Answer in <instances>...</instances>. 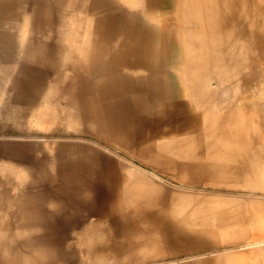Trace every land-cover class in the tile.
Here are the masks:
<instances>
[{"label": "rangeland", "instance_id": "rangeland-1", "mask_svg": "<svg viewBox=\"0 0 264 264\" xmlns=\"http://www.w3.org/2000/svg\"><path fill=\"white\" fill-rule=\"evenodd\" d=\"M177 1L0 0V264H31L27 262L30 260L32 264L35 260L36 264H143L150 254L143 257L132 246L139 240L138 234L141 232L134 230L136 225L139 226L137 215L133 216V210L122 202L124 186L130 176L124 165L127 166L130 162L146 168L145 171L149 173L142 168L144 176L155 177L160 184H157L159 194L165 196V203L145 208L152 220L162 223L171 241L168 249L177 253H167L166 258L172 262L164 261L165 264H233V261L234 264H264L263 244H258L263 242L258 240L264 236V152L261 148L264 144L254 139L252 148L248 146L242 152L238 149L230 152L239 156L229 160L230 168L236 167L235 171L240 168L242 174L253 173L251 184L254 187L244 186L242 183L213 181V176H209L212 179L210 182L208 175L200 176V181L204 183H185L178 177L176 180V172L171 169L168 172L169 168H165L162 160L157 159L160 162L159 167L154 165L156 169L150 162H146V158L153 155V149L159 150L157 146L163 135L187 130L195 135L192 139L199 141L200 153L205 157L202 160L200 156L197 161L203 165L208 161L203 128L206 112L191 100L189 86L182 73L188 53L185 28L192 26L193 29H198L202 26L198 21L180 22ZM254 6L251 5L250 10H255ZM228 8L229 6L223 7L225 12ZM236 18L235 26L239 29L243 26L242 16L236 15ZM221 21L225 24V20ZM220 34L226 37L224 51L229 48V42L236 40L237 52L245 50L241 43L244 32L236 33L238 35L235 40H229L230 34L226 35L225 31ZM263 58L264 46L261 50L262 62ZM230 64L227 66H234V74L240 70L238 78L224 81L209 78V83L215 88L214 92L219 91L220 98L215 97V101L218 99L219 102L217 100L211 107L226 112V107L228 110L230 105L241 117L242 123L250 129L252 138L251 135L257 136L260 130L249 125L245 114L254 115L256 121L258 115L264 120V70H261L264 69V62L261 68L253 70L249 69V65L242 66L241 61ZM213 74L216 76L218 72L214 71ZM249 99L250 102H246ZM226 102L227 106L224 105ZM52 103H57L54 113L58 110L65 116L71 114L64 116L67 121L61 116L58 120L57 116L62 114H56L58 124L52 125L56 118H53L54 123L44 124L51 120H46L48 117H45L46 121L41 119L38 113L45 104L52 106ZM231 104L236 106L233 108ZM51 106L43 107L44 111ZM39 108L40 111L37 110ZM36 112L40 117L38 119L44 120L43 122L38 123V115L34 116ZM73 119L78 125L77 131L73 127L75 124L70 125L74 123L71 121ZM260 129L264 130V125ZM153 139L156 141L152 142L156 143L155 148V143L150 142ZM147 142L149 150L145 146L148 145ZM140 146L145 152L143 149L141 151ZM135 150L142 152H136L139 158L134 153ZM145 153L148 155L146 158ZM140 154H144V157L140 158ZM144 158L145 161H142ZM11 164H15V167L18 165L17 170L12 169L14 166L11 167ZM258 164H261L262 169ZM20 167L24 171H18ZM9 168L18 173L10 172ZM177 186L183 187L180 191L187 194L193 190L203 195L218 191L226 193L230 198L236 197L237 203L240 201L239 204L245 209L237 203L234 206L237 205L238 209L240 206L243 213L244 210L245 213H250L247 217V214L243 215L241 212L242 220L246 216L244 225L247 224L252 229L248 233L249 237L253 232L251 237L255 236L257 242L253 238L248 239L247 234L242 240H236L237 245L235 241L224 244L220 231L209 232L181 221L179 223L168 212L172 198L179 192ZM250 193L251 196L248 197L246 194ZM111 203L116 207L115 210ZM106 208L112 213L108 215L107 212L110 211H106ZM26 218L38 221L35 224L28 220L38 229L40 226L43 228L39 232L35 225L33 227L36 230L31 229V226L27 228L30 224ZM95 221L98 222L97 225ZM26 222L27 225H24ZM91 224L106 232L105 240L96 245L98 257L103 252L107 258L101 263L93 261V254L87 255V245L82 241L90 233ZM246 226L248 232L249 228ZM256 227L259 229L257 232H262L259 238L258 233L253 231ZM246 237L249 241L245 240ZM34 242L39 245L38 249ZM239 243H243V250ZM251 243H256L261 248L256 245L254 247ZM248 245L253 250L248 249ZM32 246L34 250H31ZM107 246L111 249L104 250ZM230 247L233 254L228 249ZM234 247L240 250L236 251ZM244 250L248 254L245 256L250 259L247 260L244 255L241 258ZM251 252L255 253L254 256ZM192 253L195 257H190ZM28 254L33 258L26 260ZM93 257H96V252ZM162 258L155 256L153 259L161 261Z\"/></svg>", "mask_w": 264, "mask_h": 264}, {"label": "bare ground", "instance_id": "bare-ground-1", "mask_svg": "<svg viewBox=\"0 0 264 264\" xmlns=\"http://www.w3.org/2000/svg\"><path fill=\"white\" fill-rule=\"evenodd\" d=\"M177 3L179 4L177 14L179 16L178 18H179L180 22L184 21V22L188 23V22H192V21H198V23L201 24V26H202V27H198V29H196V28L193 29L192 26L191 27L189 26L190 28H188L187 27L188 25H186L187 28H185V30H186L185 42H186L188 53H187L186 64L184 65V69H183L182 73H183V77L185 79V83L189 86V91H190V94L192 97L191 100L195 103V105H197L201 108H204V111L206 112L205 116H204L203 128L205 129L206 148L208 149V154L206 155V158L208 159V161L206 162V164H204L205 166L203 164H201V162L197 161V158L199 159V157L202 156V154L200 153V150H199L200 149V143L197 139H195V140L192 139V138H194L195 135H192L191 131L187 130L185 132H180L177 134H171L170 132H168L167 134L163 135V137L160 138V141L158 144L159 146H157L160 151L154 150L152 147L151 149H153L152 151H154L153 155H150L149 157H147L148 155H147V153H145V158L147 157L146 162L147 163L150 162L154 168H155L154 165H156V168H157V167H159L158 165L160 162V161L157 162V159L162 160V162H165V168L166 167L169 168V169H167L168 172L170 169L173 170L174 172H176L175 174L178 175V176L175 175V179L178 177L182 182H185V183H186V181L192 182L191 184L199 183V182H201L200 176L208 175L207 176L208 178L207 177H205V178L210 179L209 176H213L215 178V179H213V181H215V180L217 182H220V181L223 182L224 181L228 184H229V182L233 183V184H241L242 183V185H244V186L254 187L251 184L252 178L254 175L253 173H251V174L243 173L242 174V173H240V168L238 171H235L236 167H235V169H234V167H231L234 170L230 168L231 163L229 164V160L239 157L238 155H235V153H233L234 155H232V153H230V152L233 151L234 149H238L240 151L242 149L247 150L248 146H249V148H252L254 145L253 146H251V145H252V141L254 139L259 141L260 144H264V133H262L263 129H260V126L262 127L264 125V120L259 115L256 117V119H257V121H256L254 115H252V114L247 115L244 113L246 115L245 116L243 114L246 117V121L249 123V125H251L252 127L258 128L260 130L257 136L255 134L256 137L253 136L254 134H252L251 135L252 138H251L250 137V134H251L250 129H247V127L242 123L243 120L241 119V117L235 112L236 110L234 111V109H232L230 107V105H229L230 108L228 107V110L226 107V109H225L226 112L221 111L220 108L215 109V108L211 107V104L213 105L214 102H216L220 98L218 97L219 91L217 90L218 94L214 92L213 89H215V88L212 87V85L209 83V78L215 77L219 81H224L227 79H236V77L238 78L237 74H239L240 70H239V72H236L237 74H234L235 73L233 71L234 66H233V68L230 66L231 65L230 63L233 61H237V62L241 61L242 66L244 65L246 67L247 65H249L251 67L249 69H252V70L255 68L259 69L263 66L262 64L264 61L262 62V59H261V50H263V46H264V0H178ZM251 5H255L254 7L256 9L250 10L249 7ZM224 6H229L227 12L224 11V9H223ZM238 7H240V8H238ZM30 14L31 13H29V15ZM236 15L242 16V22L245 24L244 25L242 23L243 26L240 27L239 29H237L235 26V23L237 21ZM221 20H225V24ZM236 30H237V32H236ZM224 31H225L226 35L230 34L229 38H228L229 40H233V39L235 40V38L238 35L236 33H238L239 31L244 32L245 34H243V38L241 36V43L243 45L242 47L243 48L245 47V50L242 49V50H240L239 53L237 52L235 47H236V42L238 40H236V42H233V43L229 42L228 44H230L231 46L229 45V48H227V50L224 51V45H226V42H225L226 37L224 38V36L222 34H220ZM251 31H252V33L254 32V34H252V33L249 34V32H251ZM182 34H184V33H182ZM182 40H184V39H182ZM228 63L230 64L229 67L227 66ZM261 70H264V69H261ZM214 71H217L218 75L216 74V76H215L213 74ZM248 73H249V71H248ZM248 73H247V75H248ZM229 95H230V92H229ZM244 95H246V94H244ZM215 97L218 98L216 101H215V99H216ZM227 98H224V99H227ZM213 99H214V101H213ZM224 99H222V100H224ZM247 101L250 102V99L246 100V102ZM47 102H49V101H47ZM50 102H52V101H50ZM218 102H219V100H218ZM228 102H226L224 105L227 106ZM48 104H45L46 106H43V107L51 106V104L50 105H48ZM53 104L57 105V103H52L53 107L52 106L48 107V108H46L45 111H44L45 108L43 109V107H42L41 112H39V113L36 112L34 114V116H37L39 114L41 119L45 120V117L46 118L48 117L46 120H51V122L45 120L47 123L44 122V124H48V125L52 124V123H54L55 120L57 122L55 121V123L52 125H56V123L58 124V122H59L58 120H60L61 117H64L65 114L63 115L62 113H59L60 111L58 112L57 109H56L57 110L56 113H54L56 105L54 106ZM60 104H61V102H60ZM218 104H220V103H218ZM65 105H67V104H65ZM65 105L63 107H65ZM61 106H59V107H61ZM218 106L219 105H217V107ZM225 106H222V107L224 108ZM231 106H232V104H231ZM235 106L236 105H234V107ZM213 107H215V106H213ZM37 110L40 111V108ZM64 112H65V110H64ZM256 113H257V111H256ZM56 114L57 115L62 114L63 116L58 115L57 117L59 119L57 120V117L55 116ZM39 115L37 116V119L40 118ZM68 115H71V114H66V116H68ZM51 117H52V119L53 118L54 119L56 118V119L52 120ZM72 118L73 117H71V119ZM41 119L37 120L38 123H40V121H42ZM65 120L67 121L66 118H65ZM34 121H33V123H34ZM71 121L74 122L76 120L73 119ZM64 123L65 122H63V124ZM69 123H71V122H68V124ZM73 124H75V122L70 124V125L72 126ZM35 125H37V124H35ZM65 125L67 126V123H65ZM70 125H68V126L70 127ZM77 126L78 125H76V124L73 125L74 129L76 128L75 129L76 131L78 129ZM258 129H256V130H258ZM113 135H115V134H113ZM113 135H109V136L114 137ZM114 138H116V135ZM106 141H107V139H106ZM153 141H155V140L153 139L150 142L152 143ZM107 142L109 143V141H107ZM154 143H152V144H154ZM115 144H113V145L115 146ZM102 145H104V144H102ZM118 145H120V144H118ZM148 145H149V143H148ZM148 145H145V146H147V148L149 150L150 145L149 146ZM262 146H263V147H261L262 152H264V145H262ZM121 147H123V146H121ZM155 147H156V143L154 145V148ZM118 148H120V147H118ZM134 148H136V147H134ZM142 149L143 148L141 147V151H142ZM137 150H135L134 153H136ZM128 151H130V150H128ZM141 151L139 150L137 153H139V152L142 153L143 151L145 152L144 149L142 152ZM203 152H204V150H203ZM137 153H136V155L138 157ZM133 155H135V154H133ZM250 155H252V154H250ZM139 156H140V158H142L141 156L144 157V154L143 155L140 154ZM247 157H249V156H247ZM247 157H245V159ZM254 157L256 158L257 156H254ZM145 158L142 161H145ZM203 158H205V157L202 156V160H203ZM250 158L252 159L251 156H250ZM255 158L253 159V161H255ZM263 159H264V157H263ZM185 160H187V161L184 162ZM205 161L206 160L204 159V163H205ZM240 161L241 160H239V162ZM250 161H252V160H249V162ZM257 161H259V160H257ZM129 162L130 161L128 160V163ZM123 164H126V163H123ZM14 165H12L11 167H13ZM234 165H237V164L234 163ZM238 165H239V163H238ZM240 165H242V162L240 163ZM7 166H9V165H7ZM15 166L12 169L16 168L15 170H17L18 165H17V167H15ZM160 166H162V165H160ZM252 166H253V164H252ZM254 166H255V164H254ZM258 166L260 167L261 164L260 165L258 164ZM124 167H126L125 170L128 169L127 173H129L130 176L126 182V185L124 186L125 187L124 188V197H123L124 199L122 202H124V204L126 205V207H128V209L130 208L133 210V213H132V211L130 212V213H132L133 216L137 215L136 216L137 217V224H139V226L136 225L134 230L136 229V230L141 231L138 234L139 240L135 244L132 245L133 249L136 253L142 255L143 257L148 256L150 254V257H148V259L146 258V261H144L143 264H158V262L164 263V261H171L170 259L168 260V258H166V256H165L167 253L169 254V253L173 252L172 249H168V248H170L169 244L171 241L169 240V237L167 236V232L163 228V225L161 222L155 221L156 219L152 220V218H150L146 214L147 211L145 212V210H146L145 208H148L150 206L151 207H153V206L157 207V204L160 205V203L164 202L163 200H164L165 196L163 197L162 195L159 194V188L157 186V184H159V182H157V179H155V177H153V176L152 177H149V176L145 177L144 176L145 174H143V173L146 172L145 171L146 168H143L136 163L130 162L127 166L124 165ZM142 168L144 169V172H143ZM20 169H21V167L19 168L18 171H20ZM22 169H21V171H24V168H22ZM253 169H255V168L253 167ZM260 169H262V168L260 167ZM14 171L13 170L11 171V169H10V172H14ZM159 171H161V170H159ZM173 171H172V173H174ZM16 172H14V173H16ZM23 173H25V172H23ZM150 173H151V171H150ZM164 173L166 174L165 171H164ZM20 174H18V175H20ZM21 176H23V175H20V177ZM125 176H127V175H125ZM155 176L157 177V174H155ZM171 176H174V174ZM7 177H8V175H7ZM158 177H159V175H158ZM118 179H120V178H118ZM201 180H203V178ZM211 180L212 179H210L209 181L211 182ZM201 183H204V182L202 181ZM214 185H215V183H214ZM159 186H160V184H159ZM174 186H175V184H174ZM177 188H178V186H177ZM181 188L183 190V187H181ZM181 188H178L179 192L176 193V196H174L172 198V200H171L172 204L169 207L170 209L167 208V209H169L168 212H171V214H172L171 216L175 220H177L179 223L181 221V222H184L186 225L194 226V227H197L198 229L207 230L209 232L210 231H220L224 244L230 243V242L234 243V241L236 242L237 239H238L237 241H239L240 238L242 240L243 237H245L248 233L251 232L252 229L250 227L246 226L247 224L244 225L246 223V220L244 219L246 216H244L243 220H242V214H241L242 211L240 210L241 205L239 204L241 202L239 201V203H237L236 197L230 198L229 195H227L226 193L221 194L222 192L218 193V191L217 192L214 191L215 193L210 192L211 194H208V195H203V193L202 194H200V192L197 193V192H195L196 190L194 191L193 189H192L193 191L190 189V191H192V192L187 194V192H183L182 190L180 191ZM186 190L189 191L188 188ZM199 191H203V190H199ZM181 192H183V193H181ZM251 193L246 194V195H248V197H249V195L251 196ZM241 194L242 193H240V195ZM257 194H255V195H257ZM173 195H175V192L173 193ZM173 195H171V196H173ZM237 195H239V194H237ZM260 195H261V193H260ZM253 197H254V195L252 197H250L249 199H251ZM262 197H264V195H262ZM0 198H2V196ZM238 199H240V198H238ZM241 201H243V200H241ZM252 201H253V199H252ZM259 201H262V200H259ZM54 202H55V200H54ZM27 203H29V202L27 201ZM235 203H237V205L238 204L240 205L239 209H238V207H236L237 205L234 206ZM111 205H112V203H111ZM109 206H107V207H109ZM112 206H110V209L113 210L112 208H114V210H115L116 207L115 206L112 207ZM58 207H59V205H58ZM262 207H263V205H262ZM262 207H260V208H262ZM55 208H57V207H55ZM241 208H242V206H241ZM107 209L108 208H106V211H110V212H107L108 215L110 213H112L110 209L109 210H107ZM118 209L119 208H117L116 210L118 211ZM164 209H165V207H164ZM242 209H245V207ZM1 210H0V214H1ZM106 211L104 209L105 215H107ZM165 211H164V213H165ZM6 212H7V210H6ZM32 213H34V212H32ZM134 213H136V214H134ZM127 214H129V213H127ZM244 214H247V213H245V210H244L243 215ZM122 215H124V214H122ZM160 215H162V214H160ZM247 215H248L247 217H249L250 213ZM163 216H165V215H163ZM157 217H159V216H157ZM27 218H26V221L28 222V220H30V219H27ZM154 218H156V216ZM31 219L35 220L36 218H31ZM100 219H102V218H100ZM241 220L242 221L245 220V222L242 223ZM253 220L255 221V219H253ZM2 221H4V220H2ZM4 222H3V224H4ZM27 222L24 225H27ZM34 222H35V224H37L38 221L36 222V221L30 220V223H34ZM108 222L110 223L111 221H108ZM30 223L28 222V224H30ZM97 223L98 222H96V225H97ZM164 223L166 224L167 222L164 221ZM24 225H21V226H24ZM34 225L30 224V225H27L26 227L28 228V226H31L30 228L32 229V228L36 227V225H35V227H33ZM91 225L93 226L94 224H91ZM92 226H91V229L89 228L90 233H88V235H86V239L82 238V241H83V243H86V245H87V248H88L86 250V251H88L87 255L93 254V256H94V253L96 252V257H93L91 255L92 256L91 258L93 259V261L101 263L103 261H106L107 258H105V253H103V252L101 253V256L98 257L99 255H97L96 245L97 244L99 245L100 242L105 240L106 232H104L105 230L102 229L101 227L98 228L95 225H94V227H92ZM99 226H101V224ZM245 226L249 228L248 232L246 231L247 229H245ZM20 228H22V227H20ZM36 228L34 230H36ZM40 228H43V227L40 226ZM40 228L39 229L37 228V231L40 230ZM29 229H27V232ZM255 229L253 231L258 233L257 237L259 238L260 237L259 235H261L262 232L261 233L257 232V231H259V229L257 227ZM30 230H29V232L31 234H29V233L28 234L31 235V237H33V239H35V237L32 236L33 233ZM87 230L88 229H86V231ZM261 230H263L262 227H261ZM23 233H24V231H23ZM21 234H22V231H21ZM78 234H80V233H78ZM251 234H250V237L248 234L249 238L246 237L245 240L247 238L248 239L253 238L254 241H255V239H257V238H254L255 236L251 237ZM26 237H29V236H26ZM27 241H29V239ZM97 241H99V242L96 243ZM244 241H243V243H244ZM258 241L264 242V236L262 235L261 240L259 239ZM255 242H257V241H255ZM263 242L262 243L258 242V244L264 245ZM35 243L36 242H34V245H35ZM243 243H241V244H243ZM224 244H222V245H224ZM237 244H238V242H236V245ZM241 244H240V246H241ZM245 245H247V244H245ZM250 245H252V246L254 245V247L256 245L257 248H261L260 247L261 245L258 247V245L256 243L255 244L251 243ZM250 245H248L247 248L249 247L248 249L253 250V247L250 248L251 247ZM263 245H262V249L264 248ZM83 246H85V245H83ZM232 246H234V244H232ZM243 246H241V248L239 246L238 247L243 250L245 248V247L243 248ZM32 247H33V249L31 248V250H34V246H32ZM38 247H39V245L38 246L35 245L36 249H38ZM238 247H237V249L240 250ZM27 248L28 247H26V249ZM231 248L232 247H230L228 249H230L232 251ZM234 248L237 251L236 247H234ZM103 249L104 250L105 249L110 250L111 248H110V246H107L106 248H103ZM223 250H224V248H223ZM230 250H227V251L231 252ZM252 250H250V251H252ZM224 251H226V249ZM177 252H178V250H177ZM228 252H226V253L228 254ZM252 252L256 253V251H252ZM252 252L250 254L254 256L255 253L252 254ZM259 252L261 253V251H259ZM34 253H36V252H34ZM175 253L173 252V254H175ZM246 253H247L246 251L243 252L241 258H243V255L245 256ZM232 254H233V251H232ZM155 256L156 257H163V258L161 261H159L160 259L159 260L153 259ZM228 256H230V255H228ZM246 256H248V254H246ZM190 257H195V256H193V253H192V255H190ZM31 258H33V257L28 254L26 260L31 259ZM108 258H109V256H108ZM182 258H184V257H182ZM234 258H236L235 255H234ZM246 258H247V260L250 259L248 257H246ZM176 259H177V257H175V260ZM229 259H230V257H229ZM33 261H34V259H33ZM35 261H34V263H35ZM240 261H243V260H240ZM251 261H253V259H251ZM27 262H29V263L31 262V264H32L31 260L27 261ZM244 262H246V261L244 260ZM241 263L242 262H239V264H241ZM233 264H234V261H233Z\"/></svg>", "mask_w": 264, "mask_h": 264}]
</instances>
